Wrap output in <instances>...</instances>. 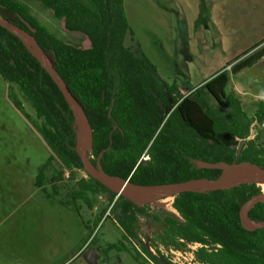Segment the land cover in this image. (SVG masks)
Here are the masks:
<instances>
[{
  "label": "trees",
  "instance_id": "trees-1",
  "mask_svg": "<svg viewBox=\"0 0 264 264\" xmlns=\"http://www.w3.org/2000/svg\"><path fill=\"white\" fill-rule=\"evenodd\" d=\"M0 16L34 36L82 106L92 131L86 153L93 164L101 153L105 172L133 184L151 185L221 175V168L198 167V159L264 168V146L259 142V133L264 132V98L257 99L255 112L248 114L235 91H226L231 75L264 55V46L257 47L261 42L185 95L175 80L167 82L159 76L139 46L124 45L128 22L123 0H0ZM0 76L7 84L9 102L49 150L35 186H42L45 170L56 163L59 168L50 178L56 193V182L84 170L76 151L75 114L41 60L19 35L1 24ZM14 86L30 102L36 118L24 111ZM253 123L257 131L251 137ZM142 154L149 156L146 162L139 160ZM85 174L68 188L66 204L79 213L77 200L89 205L88 193L108 192V210L115 214L122 238L108 243L103 252L130 251L123 239L140 242L138 216L149 213L150 202L138 203ZM42 191L50 194L46 188ZM262 192L252 180L175 193L171 205L180 220L165 216L158 240L178 250L200 243L193 250L197 263L264 264V227L247 229L240 219L245 202ZM247 217L251 222L264 220V201L255 202ZM99 221L100 217L94 227ZM155 241L151 239L150 245L157 248ZM141 248L163 264L146 243ZM138 255L134 259L144 264Z\"/></svg>",
  "mask_w": 264,
  "mask_h": 264
},
{
  "label": "rangeland",
  "instance_id": "rangeland-1",
  "mask_svg": "<svg viewBox=\"0 0 264 264\" xmlns=\"http://www.w3.org/2000/svg\"><path fill=\"white\" fill-rule=\"evenodd\" d=\"M215 3L221 9H225L223 18H226L225 21L229 26L236 22H238V27L241 26L234 41L237 45H240L243 39H249L248 36L252 33L249 29L254 24L245 22L251 9L256 8L255 18L260 24L264 22V13L261 12L264 3L261 1L252 3L251 0L235 2L230 0L227 5H223L217 0ZM209 4L210 0H123V8L128 22V30L124 35L123 43L130 48L134 45L139 46L144 55L154 64L159 76L165 81L175 80L177 85L187 82L185 86H195L202 77L216 72L219 67L225 65L222 60L226 59V55L221 52V48L218 46L219 34L216 26L211 23V6L209 7ZM206 6L208 8L205 11ZM235 8H240L242 13H234ZM215 18L219 19V17ZM192 25L195 28H192ZM260 26V29H264V24ZM226 48L236 50L235 43L232 44V47L226 46ZM229 57L232 55L230 54ZM247 69L248 72L255 70L254 67ZM253 78L248 82L246 74L243 77L235 76L233 78L232 76V83L236 80L244 85L250 95H253V87L261 88L264 85L263 82L254 81ZM232 83L229 81L226 91L231 88ZM6 85L0 76V200H8L11 194L22 196L24 193H31L33 190L31 178L36 176L40 166L49 155V150L43 140L9 102L6 96ZM184 89L182 86L181 91L183 92ZM14 92L21 101L24 111L32 118H36L34 108L27 99L23 98L15 86ZM239 96L244 98V95ZM254 106L255 101L253 105H245L244 109L248 114H252L251 107ZM83 137L84 132L82 140ZM259 140L264 146V132H260ZM55 168H59L56 163L54 167L49 166L46 169L48 179L44 181L48 184L47 189L51 193H54V189L51 187L50 178ZM7 173H11L12 176L10 177ZM85 173L84 170H77L74 178L65 177L63 181L56 182L57 192L55 194L58 199L63 203L67 202L68 188L74 186L75 179ZM193 189L207 191L210 187L199 186ZM40 194H31V198L39 200ZM109 196L110 194L104 191L88 193L90 207L83 200L79 199L75 202L79 211L77 214L81 218L80 220L77 217L79 222L82 221L89 227L86 229L87 234L84 235V238L87 239L84 247H86L85 254L88 261L82 263V261L76 260L75 264H139L133 257L137 252L139 260L144 264H158L143 251L141 243H146L149 251L163 264H169L168 260L170 259L176 260L173 261L176 264H203L194 262L193 250L198 245L190 243L179 249L181 255H176L172 252L175 251L173 247H166L159 242L158 235L163 230V218L171 216L180 220L171 205L173 197L164 193L157 196L143 192L140 199L133 198L138 203L150 202L149 213L138 216L137 232L140 242L133 238L123 239L130 251L110 249L106 255L103 252L104 247L108 243L116 242L122 238V229L114 220L115 214L108 210ZM2 207L0 213H4L1 217L11 213L0 223L1 237H5L7 233H13L17 237L20 231L30 230L27 228L28 223L24 222L22 217H17L19 211H13V204ZM106 208L107 210L103 213ZM107 214L111 217H106ZM99 217L100 221L94 227V223ZM49 219L53 224V217L50 216ZM51 231L54 232L56 229L53 227ZM87 235L90 236L87 238ZM153 238L158 244L157 248L150 245ZM89 241L91 242L89 243ZM5 261L9 262L10 260L0 256V264Z\"/></svg>",
  "mask_w": 264,
  "mask_h": 264
},
{
  "label": "crops",
  "instance_id": "crops-1",
  "mask_svg": "<svg viewBox=\"0 0 264 264\" xmlns=\"http://www.w3.org/2000/svg\"><path fill=\"white\" fill-rule=\"evenodd\" d=\"M216 1L217 0H210L209 4V7L211 6V23H213L217 28L219 34L218 46H220L221 52H224L223 54L226 55V59L222 60L223 62H225V65L237 56H240L245 51L249 50L257 43L261 42L257 47L264 46V29H260V25L264 24V22L260 24L255 18L256 8L253 10L251 9L248 12L249 15L245 20L247 24H249V22L254 24V26L252 28L250 27L249 29V31L252 32L251 35L248 36L249 39H243L240 45H237V43L234 41L237 38V34H239L241 26L238 27V22L229 26L225 21L226 18H223L225 9L223 10L219 6H217L215 3ZM229 1L230 0H219V3L227 5ZM235 1L237 0H234V2ZM255 1H261L264 3V0H251L252 3H254ZM207 8L208 6L205 7V11L207 10ZM261 9V12L264 13V6H262ZM238 12L242 13V10L240 8H235L234 13ZM215 17H219V19L216 20ZM191 27L195 28L194 25H192ZM233 43H235L236 50H228L227 48V50L225 49L226 46L232 47ZM230 54L232 55V57H229ZM223 67H219V69L217 70H220ZM250 67H254L255 70L253 72H248L247 68ZM250 67H246L238 73L231 75L229 81H231L232 83V76L233 78L235 76L243 77V75L246 74L248 82H250V79L254 77V81L258 80L260 82H263L264 84V55L256 60ZM214 73L215 72H212L202 77L201 81L197 85L204 82ZM186 83L187 82L183 83V85H179V89L181 90L183 86V88H185L184 91H187L197 86L195 85L188 87L185 86ZM252 89L253 95H250L245 90L244 85L234 80L229 90H234L237 96L241 99L243 109L245 105H253L255 101V106L251 107L253 114L256 110L257 99L264 98V85L261 88L253 87ZM239 95H244V98H241ZM256 131L257 130L254 129L250 136L252 137ZM7 174L10 175V177L12 176L11 173ZM82 176L85 177L86 174ZM35 178L36 176L31 178L33 180V190L31 191V193H29L30 195L26 193H24L22 196L11 194L8 200H0V209L3 208L2 206L4 205L7 206L9 204H13V211H19L17 217H22L21 219H23L24 222L28 223L27 228L30 229L20 231L17 237L14 236L13 233H7L5 237H1L0 235V256L4 257V259L10 260L9 262L5 261L3 264H75L76 260H79L80 262L82 261V263L88 261L85 254L86 247H84V244L86 242L84 235L87 234L86 227L82 221L79 222L77 218L79 217L77 212L72 209L70 205L65 204L66 202L63 203L62 200H59L57 194L51 193L47 189V183L44 182L42 186L36 187ZM46 179H48L47 176L45 180ZM42 188H46L47 192H49L50 194L47 195V193L42 191ZM39 193H41V197L39 200H33L31 198V194L35 195ZM90 206L91 205L89 200V207ZM10 213L11 212H9L8 215L4 217H1L2 214L0 213V223L4 219L8 218L10 216ZM50 216H52L54 219L53 224L49 219ZM39 217L41 220L39 219ZM79 219L81 220L80 217ZM38 220L39 223L37 224ZM53 227L56 229V231L54 232L51 231Z\"/></svg>",
  "mask_w": 264,
  "mask_h": 264
},
{
  "label": "water",
  "instance_id": "water-1",
  "mask_svg": "<svg viewBox=\"0 0 264 264\" xmlns=\"http://www.w3.org/2000/svg\"><path fill=\"white\" fill-rule=\"evenodd\" d=\"M0 24L7 27L9 30L13 31L15 34L19 35L27 43V45L31 48L33 53L41 60L43 67L49 72L52 79L55 81V83L57 84L61 92L63 93L66 101L70 104L72 110L74 111L75 123L77 125L76 151L78 155L80 156L84 171L88 175L96 178L103 185L116 191L118 194L121 193L127 198L133 199L132 197L124 193L122 189L116 187L114 185L115 182L125 183L142 192L156 194L157 196L162 193H164L165 195L172 196L173 194L179 193L182 191L197 190L193 188H196L199 186H207V187H210V189L227 188V187L234 186L241 182H248L252 180L257 181L256 180L257 176L264 177V168L257 166L256 164H252L248 162L228 164L223 161L209 162V161H204L201 159L196 160L198 167L221 168L222 169L221 175L216 179L194 178V179H189V180L179 181V182L140 185V184H133L129 182L127 179H124L117 175H112V174L105 172L100 163L101 153L99 157L97 158L95 164L91 162V160L89 159L86 153V149L91 145L92 131H91L90 123L88 121L86 114L84 113L82 106L73 97L72 93L70 92L69 88L66 86L61 76L57 74V71L54 69L50 60L47 58L45 53L36 43L34 36L31 33H28L18 28L17 26L13 25L12 23L8 22L1 16H0ZM79 116H81L84 127H85V133H84L83 140H82L81 126H80L81 122L79 120ZM227 166H232L236 169H239L241 171L240 174L233 179H227V180L224 179L222 175H223V171L225 167ZM257 201H264V192L250 198L248 201L245 202V204L240 209L241 223L247 229L264 227V220H261L258 222H251L247 217V211Z\"/></svg>",
  "mask_w": 264,
  "mask_h": 264
},
{
  "label": "bare ground",
  "instance_id": "bare-ground-1",
  "mask_svg": "<svg viewBox=\"0 0 264 264\" xmlns=\"http://www.w3.org/2000/svg\"><path fill=\"white\" fill-rule=\"evenodd\" d=\"M79 120L81 122V125H80L81 126V133H83V132L85 133V127H84L83 120H82L81 116H79ZM240 172L241 171L239 169H235L232 166H227V167H225L222 176L226 180L227 179H233L236 176H238L240 174ZM256 180L264 192V177L257 176ZM114 185L116 187L122 189L124 191V193H126L127 195H129L130 197L135 198V199H140L141 194L143 193L142 191H140V190H138L132 186H129L128 184H125V183L115 182ZM144 193H146V192H144Z\"/></svg>",
  "mask_w": 264,
  "mask_h": 264
},
{
  "label": "flooded vegetation",
  "instance_id": "flooded-vegetation-1",
  "mask_svg": "<svg viewBox=\"0 0 264 264\" xmlns=\"http://www.w3.org/2000/svg\"><path fill=\"white\" fill-rule=\"evenodd\" d=\"M191 90V89H190ZM190 90L188 91H183V93L186 95ZM182 92V91H181ZM149 159V156L147 154H142L140 157V161L146 162ZM193 244L200 246V243L198 242H193ZM195 250V249H194ZM194 258V257H193ZM197 263V262H196ZM206 264V263H203Z\"/></svg>",
  "mask_w": 264,
  "mask_h": 264
},
{
  "label": "built area",
  "instance_id": "built-area-1",
  "mask_svg": "<svg viewBox=\"0 0 264 264\" xmlns=\"http://www.w3.org/2000/svg\"><path fill=\"white\" fill-rule=\"evenodd\" d=\"M256 123H253L252 124V128H253V126L255 125ZM263 126H264V122H263ZM251 128V134H252V132H253V129ZM172 251V250H171ZM173 253H175L176 255H181V252H180V250H178V249H175V251H172ZM192 253V252H191ZM177 259H178V257H176ZM170 261H176V260H173V259H170Z\"/></svg>",
  "mask_w": 264,
  "mask_h": 264
}]
</instances>
